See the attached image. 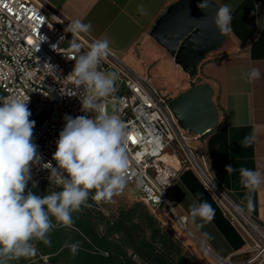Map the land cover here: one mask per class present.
Masks as SVG:
<instances>
[{
  "label": "crops",
  "instance_id": "1",
  "mask_svg": "<svg viewBox=\"0 0 264 264\" xmlns=\"http://www.w3.org/2000/svg\"><path fill=\"white\" fill-rule=\"evenodd\" d=\"M50 18L67 26L74 19L91 22L92 31L82 36L95 41L101 36L110 40L109 52L119 65L139 78H147L158 90L175 97L191 85L207 84L217 106L215 129L190 141L201 152V163L215 184L252 221L264 228V187L248 192L239 172L227 173L225 166L246 167L264 171V78L249 84L240 77L252 67L264 73V0H213L217 5L232 8V21L223 44L208 53L190 79L174 64L173 58L154 40L149 32L166 9L179 0H38ZM143 5L147 15H141ZM72 40L71 33H66ZM156 73L155 83L138 69ZM160 76L166 78L162 81ZM164 78V79H165ZM255 139L242 146L246 137ZM180 156L168 150L160 159L163 175L159 181L168 183V208L175 217H186L184 233L177 239L196 258L205 256L206 264H219L229 259L241 263L250 240L225 213L223 207L201 184L195 171L180 163ZM252 207H247V198ZM207 201L214 209L211 221L195 220L190 205ZM178 224V223H177Z\"/></svg>",
  "mask_w": 264,
  "mask_h": 264
},
{
  "label": "built area",
  "instance_id": "2",
  "mask_svg": "<svg viewBox=\"0 0 264 264\" xmlns=\"http://www.w3.org/2000/svg\"><path fill=\"white\" fill-rule=\"evenodd\" d=\"M65 28L50 18L38 0H0V98H29L30 120L35 121L32 142L38 146L42 157L40 164L32 166V180L26 189L44 185L56 187L50 183L49 170L42 164L50 161L56 166L52 156L65 126V117L91 115L81 110L79 97L84 94L83 86L77 85L76 78L70 74L75 58L86 53L94 41L75 35L73 38L80 48H69ZM46 63L55 66V70L46 68ZM98 70L118 75L117 91L99 102L105 104V109L110 105L112 114L118 115L126 126L127 186L150 209L169 208V186L159 181L163 175L159 161L168 150L178 155L175 150L178 144L183 148L180 163L195 171L202 186L250 240L245 261L233 263L227 259L219 264H264V228L238 211L237 205L209 176L200 161L201 152L189 145L200 137L178 129L167 107L169 94L155 88L147 78H139L119 65L110 52L101 60ZM92 201L96 209L108 217L100 203ZM176 221L185 229L186 217L177 216Z\"/></svg>",
  "mask_w": 264,
  "mask_h": 264
},
{
  "label": "clouds",
  "instance_id": "3",
  "mask_svg": "<svg viewBox=\"0 0 264 264\" xmlns=\"http://www.w3.org/2000/svg\"><path fill=\"white\" fill-rule=\"evenodd\" d=\"M212 3L213 0H202L197 7L205 10ZM217 6L214 24L223 35L230 30L232 8L228 4ZM138 11L147 15L143 5L138 6ZM92 27L91 22L74 19L64 31L75 36L88 34ZM109 45L110 40L101 36L86 53L75 58L70 75L76 78L77 85L83 86L84 94L79 97L81 110L91 115L66 116L52 156L56 166L50 161L42 164L49 170L50 183L59 191L43 197L30 190L25 194L32 180V166L42 160L38 146L32 142L35 121L30 120L29 98H0V264L35 255L33 240L50 245L49 233L54 227H71L72 213L80 211L82 205L91 206L87 201L93 190V200L110 201L127 185L126 126L118 115L107 114L105 104L99 102L117 91V73L98 70L101 60L109 52ZM72 47L79 50L80 45L73 40ZM45 67L55 70V66L49 63ZM240 78L251 84L264 78V73L252 67ZM254 139V136L246 137L242 146H248ZM225 170L227 173L238 171L240 183L249 193L264 187V171L246 167L234 169L231 165L225 166ZM33 187H36L35 183ZM247 207H252L250 197L247 198ZM237 210H242L239 205ZM190 216L193 220L199 217L211 221L214 209L207 201H194L190 205ZM53 218L56 225H53ZM64 247L74 256L80 245L78 242L65 243Z\"/></svg>",
  "mask_w": 264,
  "mask_h": 264
},
{
  "label": "trees",
  "instance_id": "4",
  "mask_svg": "<svg viewBox=\"0 0 264 264\" xmlns=\"http://www.w3.org/2000/svg\"><path fill=\"white\" fill-rule=\"evenodd\" d=\"M40 188L25 189V194L30 190L43 197L46 193ZM59 190L56 187L54 191ZM94 194L93 190L90 197ZM90 197V207L82 205L80 211L72 213L71 227L53 228L49 233L50 245L33 240L35 255L10 260L8 264H189L190 257L182 245L161 227L142 202L106 217ZM52 222L57 224L54 218ZM76 242L80 247L73 256L64 245Z\"/></svg>",
  "mask_w": 264,
  "mask_h": 264
},
{
  "label": "water",
  "instance_id": "5",
  "mask_svg": "<svg viewBox=\"0 0 264 264\" xmlns=\"http://www.w3.org/2000/svg\"><path fill=\"white\" fill-rule=\"evenodd\" d=\"M202 0H179L170 5L155 21L149 37L161 46L190 79L205 56L220 48L226 34L221 35L214 17L215 2L209 8L197 7ZM168 110L183 132L204 136L218 125V111L207 84L191 85L168 102Z\"/></svg>",
  "mask_w": 264,
  "mask_h": 264
},
{
  "label": "rangeland",
  "instance_id": "6",
  "mask_svg": "<svg viewBox=\"0 0 264 264\" xmlns=\"http://www.w3.org/2000/svg\"><path fill=\"white\" fill-rule=\"evenodd\" d=\"M73 40L70 36H67L66 46L69 48H73L72 47V41ZM137 72L139 74H143L145 72L144 74H146V76H148V78H150V81L155 83L156 73L153 70V68L149 74H148V71L145 70L143 72L142 69H140V68L138 69ZM160 77L162 78L161 79L162 81L166 80V78L164 76L163 77L160 76ZM191 79H193V81H194V77ZM169 96L172 99L175 97V94L169 93ZM106 113L109 115L112 114V107L110 105L106 106ZM189 145L192 147L191 143H189ZM182 149L183 148H181L178 144H175V150L178 152V154L180 156L183 155ZM40 189L42 192L48 194V193H51L52 191H54L56 189V187H52V186L47 185V186L41 187ZM136 202H141L139 196L129 186L126 185V187L122 193H120L119 195L113 196L110 201L101 200L99 203H100L103 211L106 212L109 217H112V216H115L121 208L130 206L132 203H136ZM150 211L157 218L161 227L168 230L172 234L173 238L179 242L177 237L179 235H181L182 233H184V229L181 228L177 224L176 217H175L174 213L166 207L161 208V209H157V210L150 209ZM182 247H183L184 251L190 257L189 264H206L207 263L205 261V256H203L202 258H196L195 256L193 257V256H191L190 252L183 245H182Z\"/></svg>",
  "mask_w": 264,
  "mask_h": 264
}]
</instances>
